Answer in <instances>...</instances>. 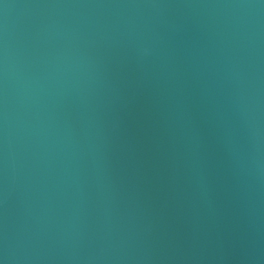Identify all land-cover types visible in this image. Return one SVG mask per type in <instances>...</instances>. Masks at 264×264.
Segmentation results:
<instances>
[{
	"label": "water",
	"instance_id": "95a60500",
	"mask_svg": "<svg viewBox=\"0 0 264 264\" xmlns=\"http://www.w3.org/2000/svg\"><path fill=\"white\" fill-rule=\"evenodd\" d=\"M0 264H264V0H0Z\"/></svg>",
	"mask_w": 264,
	"mask_h": 264
}]
</instances>
